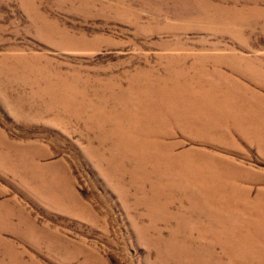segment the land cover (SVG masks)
Segmentation results:
<instances>
[{"label":"rangeland","instance_id":"1","mask_svg":"<svg viewBox=\"0 0 264 264\" xmlns=\"http://www.w3.org/2000/svg\"><path fill=\"white\" fill-rule=\"evenodd\" d=\"M0 264H264V0H0Z\"/></svg>","mask_w":264,"mask_h":264},{"label":"bare ground","instance_id":"2","mask_svg":"<svg viewBox=\"0 0 264 264\" xmlns=\"http://www.w3.org/2000/svg\"><path fill=\"white\" fill-rule=\"evenodd\" d=\"M187 110H188V112H189V108H188ZM188 115H189V113H188Z\"/></svg>","mask_w":264,"mask_h":264}]
</instances>
